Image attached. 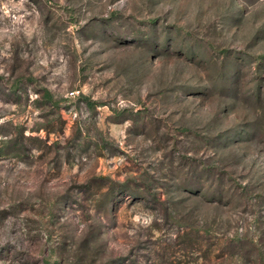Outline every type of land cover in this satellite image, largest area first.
I'll return each mask as SVG.
<instances>
[{
    "label": "rangeland",
    "instance_id": "rangeland-1",
    "mask_svg": "<svg viewBox=\"0 0 264 264\" xmlns=\"http://www.w3.org/2000/svg\"><path fill=\"white\" fill-rule=\"evenodd\" d=\"M0 264H264V0H0Z\"/></svg>",
    "mask_w": 264,
    "mask_h": 264
},
{
    "label": "built area",
    "instance_id": "built-area-1",
    "mask_svg": "<svg viewBox=\"0 0 264 264\" xmlns=\"http://www.w3.org/2000/svg\"><path fill=\"white\" fill-rule=\"evenodd\" d=\"M71 95H74L75 93L74 92H72V93H70Z\"/></svg>",
    "mask_w": 264,
    "mask_h": 264
}]
</instances>
